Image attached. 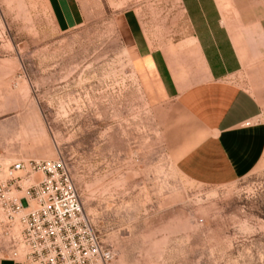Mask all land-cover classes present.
<instances>
[{
    "label": "rangeland",
    "instance_id": "374dc122",
    "mask_svg": "<svg viewBox=\"0 0 264 264\" xmlns=\"http://www.w3.org/2000/svg\"><path fill=\"white\" fill-rule=\"evenodd\" d=\"M75 1L80 24L61 33L44 0H0V166L63 160L112 264H264V151L231 184L186 180L164 146L168 104L132 70L136 32L168 35V0ZM248 42L236 81L264 138V38Z\"/></svg>",
    "mask_w": 264,
    "mask_h": 264
},
{
    "label": "crops",
    "instance_id": "0c3cea01",
    "mask_svg": "<svg viewBox=\"0 0 264 264\" xmlns=\"http://www.w3.org/2000/svg\"><path fill=\"white\" fill-rule=\"evenodd\" d=\"M54 27L80 24L75 0H44ZM172 23L165 37H133L131 67L152 100L166 102L163 141L176 171L203 186L231 184L253 170L264 138L248 128L258 100L236 81L242 71L237 47L264 38V0H168ZM236 12L242 27L226 24ZM231 11V10H230ZM0 264H12L1 260Z\"/></svg>",
    "mask_w": 264,
    "mask_h": 264
},
{
    "label": "built area",
    "instance_id": "2783aa9c",
    "mask_svg": "<svg viewBox=\"0 0 264 264\" xmlns=\"http://www.w3.org/2000/svg\"><path fill=\"white\" fill-rule=\"evenodd\" d=\"M0 257L12 264L113 263L114 253L92 227L63 160L0 166Z\"/></svg>",
    "mask_w": 264,
    "mask_h": 264
},
{
    "label": "bare ground",
    "instance_id": "6f19581e",
    "mask_svg": "<svg viewBox=\"0 0 264 264\" xmlns=\"http://www.w3.org/2000/svg\"><path fill=\"white\" fill-rule=\"evenodd\" d=\"M39 179V176H32V180H34V181H36V180H38ZM35 207H34V204H31L30 205V209L32 210V209H34Z\"/></svg>",
    "mask_w": 264,
    "mask_h": 264
}]
</instances>
